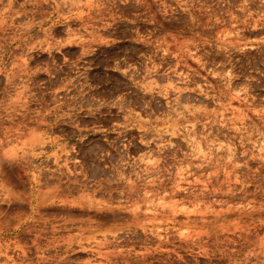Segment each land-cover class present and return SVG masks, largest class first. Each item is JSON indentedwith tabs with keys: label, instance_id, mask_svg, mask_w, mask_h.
Listing matches in <instances>:
<instances>
[{
	"label": "rangeland",
	"instance_id": "rangeland-1",
	"mask_svg": "<svg viewBox=\"0 0 264 264\" xmlns=\"http://www.w3.org/2000/svg\"><path fill=\"white\" fill-rule=\"evenodd\" d=\"M0 264H264V0H0Z\"/></svg>",
	"mask_w": 264,
	"mask_h": 264
}]
</instances>
